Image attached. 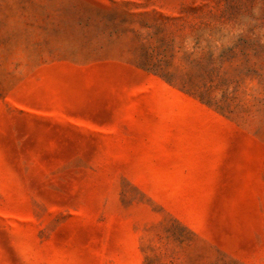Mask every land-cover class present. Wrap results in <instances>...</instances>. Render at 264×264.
Returning <instances> with one entry per match:
<instances>
[{
  "label": "rangeland",
  "instance_id": "rangeland-1",
  "mask_svg": "<svg viewBox=\"0 0 264 264\" xmlns=\"http://www.w3.org/2000/svg\"><path fill=\"white\" fill-rule=\"evenodd\" d=\"M0 264H264V0H0Z\"/></svg>",
  "mask_w": 264,
  "mask_h": 264
}]
</instances>
